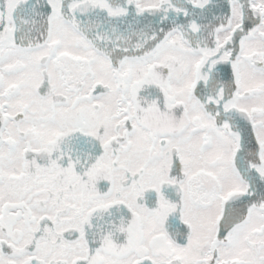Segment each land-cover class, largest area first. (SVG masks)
Returning a JSON list of instances; mask_svg holds the SVG:
<instances>
[{
  "label": "snow or ice",
  "instance_id": "1",
  "mask_svg": "<svg viewBox=\"0 0 264 264\" xmlns=\"http://www.w3.org/2000/svg\"><path fill=\"white\" fill-rule=\"evenodd\" d=\"M0 264H264V0H0Z\"/></svg>",
  "mask_w": 264,
  "mask_h": 264
}]
</instances>
